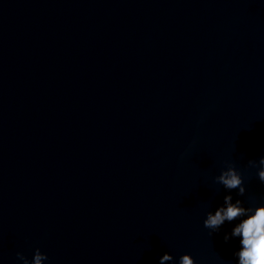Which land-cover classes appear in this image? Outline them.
<instances>
[{"label":"water","instance_id":"1","mask_svg":"<svg viewBox=\"0 0 264 264\" xmlns=\"http://www.w3.org/2000/svg\"><path fill=\"white\" fill-rule=\"evenodd\" d=\"M261 155L264 0H0V264H235Z\"/></svg>","mask_w":264,"mask_h":264},{"label":"clouds","instance_id":"2","mask_svg":"<svg viewBox=\"0 0 264 264\" xmlns=\"http://www.w3.org/2000/svg\"><path fill=\"white\" fill-rule=\"evenodd\" d=\"M248 164L256 168L257 177L264 184V155L259 157L258 162L249 160ZM214 180L223 186L227 194L223 196L222 204L205 213L203 226L214 233L219 232L226 222L231 224V230L224 233L223 240L225 243L238 241L233 252L235 264H264V202L250 201L245 206L241 199L233 200L232 190H237V196H243L246 189L241 174L231 164L221 169ZM16 257L18 264H43L48 260V256L39 248L35 249L31 260L20 252L16 253ZM165 261L171 264H195L187 253L174 258L165 252L159 257L158 264H164Z\"/></svg>","mask_w":264,"mask_h":264}]
</instances>
